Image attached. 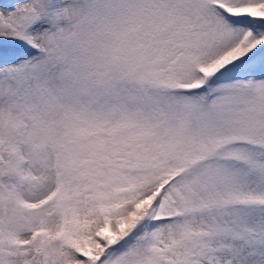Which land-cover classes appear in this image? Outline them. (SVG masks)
I'll list each match as a JSON object with an SVG mask.
<instances>
[{
  "label": "snow or ice",
  "instance_id": "snow-or-ice-1",
  "mask_svg": "<svg viewBox=\"0 0 264 264\" xmlns=\"http://www.w3.org/2000/svg\"><path fill=\"white\" fill-rule=\"evenodd\" d=\"M0 264H264V0H0Z\"/></svg>",
  "mask_w": 264,
  "mask_h": 264
}]
</instances>
